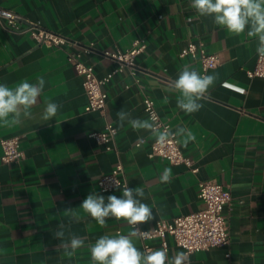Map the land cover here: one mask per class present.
I'll use <instances>...</instances> for the list:
<instances>
[{
	"label": "crops",
	"instance_id": "obj_1",
	"mask_svg": "<svg viewBox=\"0 0 264 264\" xmlns=\"http://www.w3.org/2000/svg\"><path fill=\"white\" fill-rule=\"evenodd\" d=\"M190 5L191 0H0V84L46 81L30 118L0 124V137L18 135L22 152L18 161L3 162L0 149V264H93L90 246L98 238L127 235L131 228L126 221L110 217L101 227L80 207L92 192L105 198L122 195L119 187L100 191L96 186V178L116 164L122 166L128 187L143 189L142 202L153 211L154 219L142 228L202 207L199 180L220 183L231 196L224 208L228 242L189 252L190 264H264V77L249 76L258 41L246 32L228 33ZM4 11L20 16L15 27L4 24ZM26 25L88 48L81 58L98 77L115 67L104 51L125 50L138 37L144 38L145 47L132 70L116 71L103 84L107 96L101 114L84 110L83 77L67 61L73 48L39 44L28 31H20ZM188 41H199L218 56V63L205 71L215 76L214 86L193 114L177 107L179 93L168 91L185 66L200 73L197 60L179 56ZM144 96L154 101L174 132L184 127L195 135L186 147L184 137L177 138L197 171L149 156L154 134L117 123L121 110L132 119L148 120ZM49 102L60 107L44 121ZM106 121L116 129L109 148L87 136ZM166 168L171 169V181L163 183ZM66 208L73 211L66 213ZM61 224L65 243L72 235L84 240L85 246L71 256L55 238ZM165 240L169 258L184 251L170 235ZM133 242L146 251L140 238ZM145 243L152 250L164 249L157 237Z\"/></svg>",
	"mask_w": 264,
	"mask_h": 264
},
{
	"label": "clouds",
	"instance_id": "obj_2",
	"mask_svg": "<svg viewBox=\"0 0 264 264\" xmlns=\"http://www.w3.org/2000/svg\"><path fill=\"white\" fill-rule=\"evenodd\" d=\"M193 9L200 16H211L214 23L227 30L228 33L239 36L246 32L250 38H256L258 46L256 52L264 57V0H191ZM214 75H201L196 70L185 66L178 78L172 82L168 91L179 93L177 107L187 114L198 112L203 105L200 101L214 86ZM46 81L38 79L36 83L20 82L14 87L0 84V124L20 123L22 118H30L31 108L36 105L38 97L43 91ZM56 103H47L41 119L50 121L59 110ZM117 123L123 127L127 122L133 129L146 130L157 137L159 144L167 143L173 137H184L186 147L190 141H195V135L184 127H178L175 133L165 128L160 131L154 122L132 119L124 111L117 113ZM171 169H165L160 177L161 182L171 181ZM145 193L142 188L125 186L122 195H109L105 198L97 193H90L82 201L80 207L101 227L106 226L110 217L124 220L132 230L127 234L103 235L90 246L93 264H190L189 253L177 252L169 258L166 249L146 250L141 252L134 244V238L147 233L141 231L140 225L154 219L152 209L142 202ZM73 209L66 208V213ZM64 226H58L55 238L61 241V247L66 255H73L77 249L85 246L84 240L72 235L68 242H64Z\"/></svg>",
	"mask_w": 264,
	"mask_h": 264
},
{
	"label": "built area",
	"instance_id": "obj_3",
	"mask_svg": "<svg viewBox=\"0 0 264 264\" xmlns=\"http://www.w3.org/2000/svg\"><path fill=\"white\" fill-rule=\"evenodd\" d=\"M3 17L5 25L15 27V21L20 18L18 14L11 11H4ZM20 31H28L31 37L39 44L48 47L71 46L73 49L67 54V61L73 67L75 72L83 77L82 86L86 96L84 105L85 111H97L104 113L106 107V91L103 84L116 71L127 67L131 70L134 68V59L145 47V40L138 37L132 40L129 48L121 50L115 48L113 51H104L103 56L110 58L115 63V67L102 77L94 73L91 64L84 62L81 58L82 53L87 52L88 48L79 46L76 41L61 35L57 32L45 29L39 26L26 25ZM190 55L200 64V74L204 75L205 71L214 67L218 63L216 53L207 52L203 43L199 41H188L179 51V56ZM264 77V57L256 54L255 65L249 72V76ZM142 108L149 122H154L160 131L165 128L175 133L166 120H162L155 108L154 101L144 96L142 98ZM116 134V129L111 122L106 121L101 130L90 131L87 136L92 138L96 143L105 144L110 147ZM18 135L0 137L1 160L3 162L18 161L22 157L19 149ZM136 142L135 145H138ZM149 156H158L171 164H184L192 172L197 171V166L189 157L181 151L178 138L173 137L165 144H159L157 137L154 135L150 142ZM96 186L100 191H110L119 187L123 191L127 186L125 178L122 176V166L116 164L110 172L100 174L96 178ZM197 196L202 202L199 209L176 216L170 220H156L151 228H141V231L147 233L139 237L145 250L149 246L146 240L157 237L161 240L164 249L167 247L165 237L170 235L176 245L186 252L203 250L215 246L225 245L228 242L227 226L224 218V208L230 202V192L214 179H204L198 181ZM130 226V225H129ZM132 230V226H130Z\"/></svg>",
	"mask_w": 264,
	"mask_h": 264
}]
</instances>
